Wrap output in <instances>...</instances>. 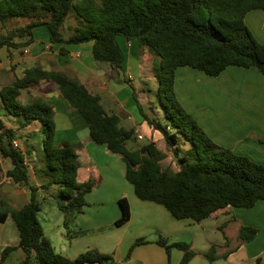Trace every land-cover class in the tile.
Listing matches in <instances>:
<instances>
[{"label": "trees", "instance_id": "obj_1", "mask_svg": "<svg viewBox=\"0 0 264 264\" xmlns=\"http://www.w3.org/2000/svg\"><path fill=\"white\" fill-rule=\"evenodd\" d=\"M254 10H264V0H0V25L5 26L10 19L30 20L24 27L3 36L0 48L27 47L35 42L34 29L45 26L52 43L93 42L95 60L119 69H123L126 59L119 36L138 41L155 52L160 60L155 74L165 124L144 112L135 90L134 98L144 119L162 134L179 165L177 172L164 168L161 164L164 154L155 141L130 149L128 142L136 139V130L125 129L120 117L109 114L101 98L77 78L40 65L26 69L22 77L1 89L0 98L9 115L23 118L21 127L40 123L44 135L43 170L48 180L41 186L31 184L26 156L14 145L17 130L2 129L0 123V150L13 164L6 176L31 191L30 202L21 208H14L0 194V223L11 215L20 234L18 246L3 250L0 264L17 249L25 253L19 264H120L113 256L95 248L76 258H68L58 253L45 235L38 217L41 210L38 191L48 192L54 185L61 186V199L56 202L65 216L64 227L69 241L106 228L73 229L75 218L88 205L86 195L95 188L96 182L79 183V155L75 145L56 142L55 110L50 101L41 96L33 97L30 102L22 101L25 90L44 80L54 83L61 97L83 116L95 142L122 157L126 164V180L140 200L164 206L176 219L198 223L219 210L250 209L264 200V165L215 143L181 105L175 92L176 71L184 66L211 77L219 76L230 66L257 68L264 75V44L256 39L245 21L246 15ZM71 11L84 25L76 27L65 39L62 29ZM16 38L20 41L16 42ZM61 53L66 54L67 50L62 47ZM182 140L190 144L184 156H180L179 142ZM1 188L0 185V192ZM119 204L122 215L114 227L125 225L132 215L127 198L121 199ZM257 235L254 227L240 228L242 244ZM148 243L146 238L136 239L127 259L137 246ZM156 243L168 251L181 250V264H190L200 255L187 242H170L160 236ZM217 253L214 245L202 255L214 262L219 258Z\"/></svg>", "mask_w": 264, "mask_h": 264}, {"label": "crops", "instance_id": "obj_2", "mask_svg": "<svg viewBox=\"0 0 264 264\" xmlns=\"http://www.w3.org/2000/svg\"><path fill=\"white\" fill-rule=\"evenodd\" d=\"M245 21L256 39L264 44V10L249 12ZM42 27L46 29H41L40 32L39 27L34 29L35 42L29 46L0 48V91L22 77L26 69L40 65L47 70L65 72L80 80L92 94L101 98V103L109 114L120 117L125 129L136 130V137L143 136L138 128L144 125L159 132L144 119L134 98L135 90L144 112L153 118L148 112L153 105L149 93L152 92L151 84H158V80L155 65L151 69L150 64L143 60V55H153L155 52L138 41H128L124 36H119L118 42L126 55L123 69H119L95 60L93 42L52 43L47 27L40 26ZM62 47L67 50L66 54L61 53ZM25 92L32 95L30 97L41 96L50 101L55 110L56 142L75 145L79 155V183L91 180L96 182L95 188L86 195L88 205L75 218L73 229L92 231L106 228L69 241L64 227V215L58 216L56 224H46L39 219L45 235L58 253L73 259L88 249L95 248L113 256L120 264H181V250L173 248L168 251L156 243L163 236L170 242L191 244L192 249L200 255L194 257L190 264H264V200L258 201L250 209L230 207L219 210L199 223L191 219H176L164 206L140 200L134 188L123 185L126 164L122 157L93 140L86 120L61 97L54 83L44 80L25 90L22 98ZM175 92L181 105L215 143L264 165V75L261 71L257 68L230 66L219 76L211 77L184 66L176 71ZM0 123L3 125L2 129H16L17 134L22 131L21 136L27 137L26 152L33 153L35 146L30 130L32 126H36L42 134L39 122L21 128L7 127L2 120ZM43 139L42 134L39 141L42 143ZM22 140L23 138L17 137L14 140L21 150ZM26 162L31 184L41 186L46 183L48 177L43 170L44 164L41 162L40 165L30 166L28 158ZM0 165V173L5 176L13 167L10 158L4 157L1 150ZM7 179L6 185L1 188L3 199L14 208H21L29 203L30 189L14 183L8 177ZM0 185L3 184L0 182ZM52 189L53 186L48 192L43 191L44 200L51 201ZM41 192L42 190L38 191V194ZM123 198H127L130 204L131 219L121 227H114L113 224L122 215L119 201ZM53 204L57 206L56 201ZM0 225L1 259L6 247L19 245L20 234L11 215ZM242 226L256 228V238L242 244L239 238ZM56 227L61 230L63 237H59L58 233L56 236ZM138 238H146L150 243L137 246L127 259L131 246ZM214 245L217 246L219 258L210 262L202 254ZM24 257L23 250L17 249L4 264H9L13 258L15 264H19Z\"/></svg>", "mask_w": 264, "mask_h": 264}, {"label": "rangeland", "instance_id": "obj_3", "mask_svg": "<svg viewBox=\"0 0 264 264\" xmlns=\"http://www.w3.org/2000/svg\"><path fill=\"white\" fill-rule=\"evenodd\" d=\"M30 22L29 19H10L6 23L5 26L0 25V39L3 38V36L8 35L11 33L16 28L19 27H24ZM84 22L79 19L74 11H71L70 15L65 19L64 26L62 29V34L65 39H68L70 35L73 33L74 29L78 26H83ZM41 29H46L44 27L38 29L40 32ZM42 33V32H41ZM25 40V39H24ZM23 40V41H24ZM16 42H19L20 39L16 38ZM149 48V47H148ZM143 60L145 62H148L150 64L151 69H153V65H155V70L158 68L159 65V57L157 54L150 55L149 53H145L143 55ZM132 89V88H130ZM151 90L152 92L149 93L151 100L153 101V105L148 110L150 112L151 116L154 119H157L160 121L162 124H165V118H164V110L160 105V92L158 90V84H151ZM32 95L28 94V92L24 93V98H21L22 101L24 102H30L33 97H30ZM137 115H139L138 110L136 109ZM0 119L3 121L5 126L10 127V128H21L22 123H23V118L20 116H11L6 112L5 106L0 98ZM0 120V121H1ZM142 121V120H141ZM41 127V126H40ZM149 126H142L141 128H138L139 132L143 134V138L139 139L136 137L134 140H130L128 142V147L132 150L138 149L141 146L148 144L152 141H155L158 145V147L162 150L164 157L161 161V164L164 168H168L172 172H177L179 170V165L177 158L174 156L173 150L166 144L162 134L160 132H156L148 128ZM150 129V130H149ZM33 134V145L35 146V150L33 151L32 154H28L26 152V140L27 137H22V131L18 132L16 135L17 138H23L22 140V150L26 156V158L29 159L30 166H37L40 165L42 162L44 164L45 162V154L42 150V143L39 141L40 136L42 135L40 131H38L36 126H32L30 130ZM7 142V140H6ZM179 147L181 148V155L184 156L186 154V151L190 148V144L185 142V141H180L179 142ZM125 164V163H124ZM31 168V167H30ZM8 181L7 177L4 174L0 173V182L3 184L1 185L4 187L6 185V182ZM123 185H128L131 188L133 186L126 180V178H123ZM53 194L51 197V201H46L42 198L43 191L38 194V200L41 203V212L39 213V219L42 222H45L46 224H56L58 221V216H62L63 213L60 211V209L53 204L54 201H57V199H61V186L60 185H54L53 186ZM1 196H3L2 191L0 192ZM30 195V193H29ZM0 225V229H1ZM62 232L65 233V231L62 230ZM57 233L59 234V237H63L60 233L61 230L56 227L55 229V234L57 236ZM58 237V238H59ZM64 239V238H63ZM9 264H15V258L12 259V261ZM37 264V263H34Z\"/></svg>", "mask_w": 264, "mask_h": 264}, {"label": "built area", "instance_id": "obj_4", "mask_svg": "<svg viewBox=\"0 0 264 264\" xmlns=\"http://www.w3.org/2000/svg\"><path fill=\"white\" fill-rule=\"evenodd\" d=\"M1 125V124H0ZM139 139H142L143 138V136L142 135H138L137 136ZM14 145L17 147V145L14 143Z\"/></svg>", "mask_w": 264, "mask_h": 264}, {"label": "water", "instance_id": "obj_5", "mask_svg": "<svg viewBox=\"0 0 264 264\" xmlns=\"http://www.w3.org/2000/svg\"><path fill=\"white\" fill-rule=\"evenodd\" d=\"M86 264H89V263H86ZM93 264H98V263H93Z\"/></svg>", "mask_w": 264, "mask_h": 264}]
</instances>
